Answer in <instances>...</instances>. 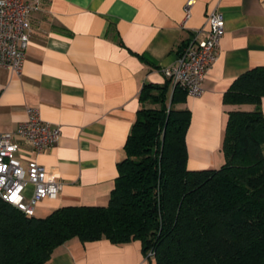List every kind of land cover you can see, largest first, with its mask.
Listing matches in <instances>:
<instances>
[{
  "label": "crops",
  "instance_id": "obj_1",
  "mask_svg": "<svg viewBox=\"0 0 264 264\" xmlns=\"http://www.w3.org/2000/svg\"><path fill=\"white\" fill-rule=\"evenodd\" d=\"M191 1V15L186 6ZM220 11L225 33L206 73L201 96L181 87L176 109H188V168H220L229 111L224 94L242 73L264 66V0H44L30 15V42L20 75L0 67V132L15 131L35 107L60 126L56 145L37 152L22 142V163L44 165L47 179L62 184L56 197L36 204L45 217L67 205H107L125 158V144L143 107L146 84L165 87L170 105L177 86L164 69L177 63L195 30L205 37L208 17ZM181 96V95H180ZM264 114V96L260 102ZM29 192L32 186L28 187ZM46 264H156L142 242L73 237Z\"/></svg>",
  "mask_w": 264,
  "mask_h": 264
},
{
  "label": "trees",
  "instance_id": "obj_2",
  "mask_svg": "<svg viewBox=\"0 0 264 264\" xmlns=\"http://www.w3.org/2000/svg\"><path fill=\"white\" fill-rule=\"evenodd\" d=\"M178 89L169 105L165 87L144 86L142 100L156 106L138 111L107 205L37 217L0 196V264H46L73 237L140 240L156 264H264V66L224 94L226 104L254 108L229 111L220 168H188L191 112L175 108Z\"/></svg>",
  "mask_w": 264,
  "mask_h": 264
},
{
  "label": "built area",
  "instance_id": "obj_3",
  "mask_svg": "<svg viewBox=\"0 0 264 264\" xmlns=\"http://www.w3.org/2000/svg\"><path fill=\"white\" fill-rule=\"evenodd\" d=\"M44 0H0V67L20 75L30 42V15L40 9ZM186 6V19L191 15ZM210 28L205 37L194 31L179 53L177 63L164 69L174 84L189 95L201 96L204 79L216 60L225 33L223 14L215 10L208 17ZM28 118L15 131L0 132V196L28 216L35 213L36 204L44 198H54L62 184L47 179V169L34 159L22 163V142L42 152L58 143L60 126L44 120L35 107L27 108ZM32 186L31 193L28 187ZM149 251L147 258H152Z\"/></svg>",
  "mask_w": 264,
  "mask_h": 264
}]
</instances>
